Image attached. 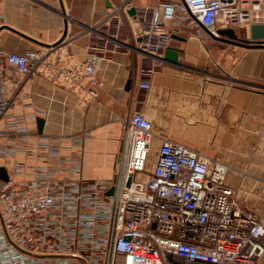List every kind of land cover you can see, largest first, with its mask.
Wrapping results in <instances>:
<instances>
[{
    "label": "built area",
    "instance_id": "1",
    "mask_svg": "<svg viewBox=\"0 0 264 264\" xmlns=\"http://www.w3.org/2000/svg\"><path fill=\"white\" fill-rule=\"evenodd\" d=\"M131 2L114 0L101 21L87 27L83 62L65 50V38L25 53L0 47V120L17 88L35 75L68 87L86 105L94 102L104 85L96 78L98 62L122 51L138 57L141 94L167 63L180 11L214 37L218 22L264 26V0ZM257 43L264 49V39ZM122 127L114 181L57 178L45 170L31 181L19 182L15 173L0 179V264H256L264 255V225L238 206L227 184L229 166L162 139L150 169L152 122L135 107Z\"/></svg>",
    "mask_w": 264,
    "mask_h": 264
},
{
    "label": "crops",
    "instance_id": "2",
    "mask_svg": "<svg viewBox=\"0 0 264 264\" xmlns=\"http://www.w3.org/2000/svg\"><path fill=\"white\" fill-rule=\"evenodd\" d=\"M161 0H132L146 7ZM114 0H0V47L25 53L55 45L83 62L87 27L97 25ZM62 5L64 11H62ZM132 23L137 25L135 14ZM179 12L169 47L179 62H167L151 86L137 95L138 57L127 51L98 62V98L85 104L76 92L35 75L17 88L0 120V167L19 182L39 170L57 178L114 181L122 151V120L137 107L153 124L154 161L162 139L205 153L229 166L227 184L237 204L264 210V49L218 40ZM10 27L31 39H26ZM219 36L254 46L247 27L218 22ZM222 33L220 34V32ZM232 31V33H224ZM43 45H41V44ZM39 121L42 124L39 125ZM22 165L21 171H14ZM256 264H264V255Z\"/></svg>",
    "mask_w": 264,
    "mask_h": 264
},
{
    "label": "water",
    "instance_id": "3",
    "mask_svg": "<svg viewBox=\"0 0 264 264\" xmlns=\"http://www.w3.org/2000/svg\"><path fill=\"white\" fill-rule=\"evenodd\" d=\"M62 11H64L63 5H62ZM130 14L133 15L134 14V10H131ZM67 21L68 20H66V28H65V32H64L62 40L65 38L66 33H67ZM4 28H7V29L13 31L14 33H16V34H18V35H20V36H22V37H24L26 39H29V40L34 41V42H37V41L31 39L30 37L18 32V31L14 30V29H12L10 27H4ZM250 31H251V36H252L253 40L259 42V41L264 39V26L263 25H253L251 27ZM221 33H222V31L220 32V34ZM224 33H232V31H224L223 34ZM217 39L221 40V41H224V42H229L231 44H237V45H240V46H243V47L260 48V49L262 48V46H260V45L249 46V45H245V44H241V43L235 42V41H233L231 39H225L223 37H217ZM39 44H41V43H39ZM41 45H43V44H41ZM43 46L47 47L48 45H43ZM179 52H180V50L177 49V48L168 47L166 52H165L164 58L169 63L177 64L179 62ZM41 124H42V121H39V125H41ZM0 179L2 181H5V182H7L9 180V174H8V171H7V169L5 167H0ZM113 192H114V189L111 188L107 192V195H112Z\"/></svg>",
    "mask_w": 264,
    "mask_h": 264
},
{
    "label": "rangeland",
    "instance_id": "4",
    "mask_svg": "<svg viewBox=\"0 0 264 264\" xmlns=\"http://www.w3.org/2000/svg\"><path fill=\"white\" fill-rule=\"evenodd\" d=\"M150 160H151V162H153L154 161V157H153V155L151 154V157H150ZM228 166V165H227ZM117 168H118V164H117V166H116V170H117ZM238 206L241 208V209H243V210H246V211H251V212H254L260 219H261V222H262V224L264 225V210L260 213V212H256L255 210H253L252 208H250V207H248V206H246V205H244V204H238Z\"/></svg>",
    "mask_w": 264,
    "mask_h": 264
}]
</instances>
